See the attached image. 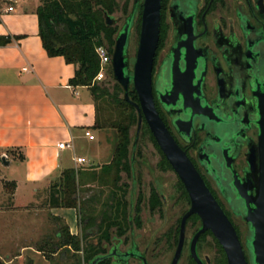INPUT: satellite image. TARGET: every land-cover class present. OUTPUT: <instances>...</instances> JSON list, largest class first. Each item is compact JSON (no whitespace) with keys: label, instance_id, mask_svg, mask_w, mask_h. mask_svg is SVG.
<instances>
[{"label":"water","instance_id":"water-1","mask_svg":"<svg viewBox=\"0 0 264 264\" xmlns=\"http://www.w3.org/2000/svg\"><path fill=\"white\" fill-rule=\"evenodd\" d=\"M139 1L134 0L130 15L116 36L111 55L113 78L123 87L126 100L130 83L138 99V103H131L139 114L130 154L132 176L143 119L190 201V207L180 221L179 241L172 264H176L180 256L186 221L192 215H197L201 220V228L194 234L190 245L191 255L198 264L202 263L197 259L195 245L206 231L217 239L228 264H247L232 223L185 152L171 137L154 105L151 71L159 41L162 0L142 1L138 47L133 70L128 71L129 37ZM192 17L174 46L166 68L157 78V96L165 108L176 113L174 124L180 133L189 135L196 122L199 129L207 132L199 149L198 160L216 183L234 215L245 223V247L249 263L264 264V44L258 46V53L251 51L245 62L238 63L242 76L235 71L229 90H226L228 82L219 80L218 94L209 103L202 92L206 61L195 45L198 36ZM104 20L108 27L116 25V20L107 14H104ZM178 59L183 63L181 68L178 67ZM246 81L250 84V99L245 98ZM252 128L257 131L256 142L246 138L247 130ZM245 141L250 143L246 155L247 173L240 177L234 169V160ZM2 162L8 165L5 158H2Z\"/></svg>","mask_w":264,"mask_h":264},{"label":"flooded vegetation","instance_id":"flooded-vegetation-1","mask_svg":"<svg viewBox=\"0 0 264 264\" xmlns=\"http://www.w3.org/2000/svg\"><path fill=\"white\" fill-rule=\"evenodd\" d=\"M191 17L195 34L198 36L195 45L201 50V54L206 61L202 92L207 102L210 103L218 94L219 80L227 81L226 90H229L231 80L234 81L232 75L235 74V71L239 73L240 77L242 76L239 72L240 68H238V63L242 64L245 62L249 52L252 51L253 54L258 53V46L264 44V0H163L161 3L162 24L160 21V25H162L163 28L164 38L161 43L158 41L151 71L152 96L159 117L176 144L185 152L187 158L203 179L206 187L232 223L240 240L229 213L223 207V203L228 206L232 216L234 218L236 216L225 198L221 195L216 183L207 174L205 168L198 160L199 149L205 141L207 132L199 129L198 123L196 122L189 135L180 133L174 124L176 113L172 111V109L165 108L157 96V78L161 71L166 68L172 50L180 40L181 33L186 28ZM167 39V45L163 46V43ZM127 58L128 71L132 72L134 62L132 64L130 63L128 53ZM182 65L183 63L178 59V67L181 68ZM128 90L134 91L131 83L128 85ZM244 93L246 99L251 98L249 81L245 83ZM136 103H138V99ZM143 122L145 123L142 119L141 124ZM246 138L251 142H256V129L252 128L247 130ZM249 144L250 143L245 141L241 145L234 160V169L240 177H244L247 173L246 155L249 152ZM158 150L160 151L159 147ZM240 160H243L244 166L238 168ZM157 167L163 171L170 170L175 174L178 181L177 192L180 193L181 197L188 204L187 209L183 211L182 215L177 220V226L174 230L169 229L163 234L164 244L167 246L168 250L166 261L164 263H159L160 260L154 257L157 241L151 238L147 242L141 244L135 237V230L142 228L141 204L144 201V197L140 192L137 194L134 193L137 186L136 178V184L134 182L132 188V192L135 196L129 200L124 196V200L127 202L125 206H118L116 202L117 197L120 196L113 195L114 197L112 198L111 205L101 210L99 217H96L97 219L95 220L94 226L86 228L84 221L86 238H92L90 234H93L94 231L98 237L95 242L89 241V245L83 249L89 250L90 247H94L99 249L100 252L86 262L82 249L83 264H153L151 259L153 257L157 262L156 264H172L179 241L180 221L183 215L188 211L190 201L181 181L164 156L161 157ZM167 207L168 204L161 188L159 186L150 187L144 207L149 214L161 218L163 210ZM118 208L120 211H125L126 218L124 220H120L122 219L120 211L116 218V211ZM188 227L194 229L190 237L187 236ZM200 228L201 220L197 215H192L187 219L183 245L176 264H198L191 255L190 245L194 234ZM240 243L245 254L246 262L250 264L245 246L241 240ZM209 247L211 251H214L213 253L211 252L212 254H209ZM195 253L197 259L202 264H228L223 248L210 231L204 232L198 238L195 245Z\"/></svg>","mask_w":264,"mask_h":264},{"label":"crops","instance_id":"crops-1","mask_svg":"<svg viewBox=\"0 0 264 264\" xmlns=\"http://www.w3.org/2000/svg\"><path fill=\"white\" fill-rule=\"evenodd\" d=\"M39 5V0H18L14 12L0 14V36L10 40L0 46V160L20 170L13 179H1L13 186L16 207L20 198L46 188L63 171L73 170L85 182L100 179L101 167L110 163L116 144L114 130L94 127L96 103L89 89L69 85L73 65L44 50L36 15ZM68 142L72 148H58ZM76 158L84 162L78 164ZM50 212L63 218L70 235L78 237L77 208ZM56 237L61 238L60 233ZM62 248L82 254L67 245Z\"/></svg>","mask_w":264,"mask_h":264},{"label":"rangeland","instance_id":"rangeland-1","mask_svg":"<svg viewBox=\"0 0 264 264\" xmlns=\"http://www.w3.org/2000/svg\"><path fill=\"white\" fill-rule=\"evenodd\" d=\"M116 2L117 7L111 17L116 20V31L118 33L131 12L133 0H116ZM57 31L59 34L65 33V28L58 26ZM139 31L140 20L130 32L128 54L131 64L135 60ZM167 43L168 39L163 43V46H166ZM104 46L108 51L110 50L108 44H104ZM104 73L105 77L102 81H96L95 78L92 81L93 84L100 85L106 91V95H102L100 99L96 100V106L100 119L103 121L107 118L114 120L118 118V113H111L110 110H112V95L115 93V81L109 75V67L105 68ZM119 96H121V92H119ZM136 127L137 125L134 124L130 131L132 144L136 134ZM105 128L111 129L108 126ZM131 149L132 146H130V152ZM135 154L134 178L132 179L125 172H122L121 180L117 185L112 183V175L102 177L101 180L87 179L85 182L80 175L77 176L75 174L78 183V237L81 238L85 234L84 220L91 214L99 217L101 210L111 205L114 194L121 196L124 193L127 200L133 198L135 195L132 192V188L137 178V186L134 193L140 192L144 197V201L141 204L142 228L136 229L134 234L141 244L151 238L157 241L154 257L160 260L159 263H164L168 250L164 244L163 234L169 229L174 230L177 226V220L183 211L187 209L188 204L177 192L178 181L175 174L170 170L163 171L157 167L162 154L144 122L140 126ZM243 166L244 162L240 160L238 168ZM19 174L20 170H17L15 163L12 162L10 166H4L2 160H0V264H83L82 254H71L67 248H62L64 246L62 245V240L65 234L61 230L65 227L68 228V226L63 218L54 216L50 212V189L59 182V177L51 181L46 188L38 189L36 194L20 198L19 200H22L20 207H16L12 197L14 188L5 180L13 179ZM85 183H89L92 186L87 187ZM153 186L161 188L168 204V207L163 210L161 218L149 214L147 209L144 208L149 189ZM223 207L229 213L240 240L245 246V224L237 217L234 218L232 216L226 204L223 203ZM193 230L191 227L187 228L188 237L192 235ZM57 233H60L61 238L56 237ZM91 236L92 238H84L80 241L81 251L89 245V241L95 242L98 237L95 231L90 234ZM41 248L42 252L39 251ZM210 249L209 247V254L214 252ZM153 258H151L153 264H156L157 262Z\"/></svg>","mask_w":264,"mask_h":264},{"label":"trees","instance_id":"trees-1","mask_svg":"<svg viewBox=\"0 0 264 264\" xmlns=\"http://www.w3.org/2000/svg\"><path fill=\"white\" fill-rule=\"evenodd\" d=\"M39 1L40 5L36 10V15L38 18L39 37L44 50L49 57H62L67 64L73 65L74 76L69 80V85L88 88L96 103V100L101 98L100 96L106 95V91L100 85L92 83L100 68L95 50L99 46L108 44L110 46L108 52L110 55L112 53L118 33L116 25L111 27L106 26L104 14L111 16L117 7L116 0ZM141 4L142 1L140 0L135 13L133 27L141 20ZM58 26H63L65 33L59 34L57 31ZM163 38L164 32L162 25H160L159 43L163 41ZM9 43V38L0 36V46ZM109 75L114 80L111 66L109 67ZM114 87L115 93L112 95V110L110 112H117L118 118L114 120L107 118L103 121L98 115V108L96 106V123L94 127L105 128L108 126L116 133V144L111 161L109 164L101 167V174L102 177L112 175V183L117 185L121 180L122 172H125L129 177H133L130 157V146H132L130 131L134 124L137 125L138 114L131 104V102H137L135 92L128 90L127 101L122 87L117 82H115ZM119 92H121V96H119ZM75 174L76 172L73 170H66L61 173L59 182L54 184L50 189V208H77L78 183ZM114 196L117 195L114 194ZM116 203L120 207L125 206L127 202L124 200V195L117 197ZM119 211L118 208L116 218ZM120 216L122 218L120 220L126 218L124 210L120 211ZM96 219L92 214L89 215L84 220L85 227L94 226ZM61 231L65 234L62 245H67L75 251H80V238L70 235L66 227ZM84 238H86L85 234H83L81 239ZM99 252V249L94 247H90L89 250L83 249L84 260L87 262Z\"/></svg>","mask_w":264,"mask_h":264},{"label":"built area","instance_id":"built-area-1","mask_svg":"<svg viewBox=\"0 0 264 264\" xmlns=\"http://www.w3.org/2000/svg\"><path fill=\"white\" fill-rule=\"evenodd\" d=\"M18 0H4L0 6V14L12 13L15 10V5ZM96 55L99 59V72L95 76L96 81H102L105 77V68L111 66V55L105 46H99L95 50ZM58 148L61 150L72 148L71 142L60 143ZM76 163L81 164L84 162L82 158H76Z\"/></svg>","mask_w":264,"mask_h":264}]
</instances>
